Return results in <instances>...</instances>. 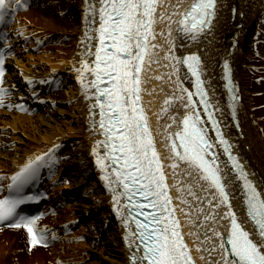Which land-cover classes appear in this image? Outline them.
<instances>
[{
  "label": "snow or ice",
  "instance_id": "snow-or-ice-1",
  "mask_svg": "<svg viewBox=\"0 0 264 264\" xmlns=\"http://www.w3.org/2000/svg\"><path fill=\"white\" fill-rule=\"evenodd\" d=\"M218 2L190 0L179 11V20H174L176 13L158 10L157 0H92L91 3L85 0L84 34L81 37L79 67L75 69L78 73L76 79L85 99L94 98L88 108L89 131L99 133L102 139L93 141L91 152L111 193L113 208L121 216L126 229L124 239L130 264H194L175 215L173 197L169 193L148 115L141 104L142 85L147 83L144 74L150 71V65L158 63L159 57L153 60L154 50L162 47L154 43L155 25L159 19L167 21L166 32L164 29L160 32L162 36L167 35L165 43L168 49L164 58L173 61L171 68L174 72H178L180 66H186L190 73L186 78H194L195 93L181 88V93H187L189 102L184 107L196 104L193 95L199 96V103L192 111L183 114L176 131L167 133L164 146L169 151L174 180L179 171L181 176L193 177L192 183L205 193L203 202L210 204L215 214H204V222L211 219L215 224L228 220L225 233L216 227L206 229L219 238L214 247L221 249L223 264H264V180L258 187L250 179L249 173L232 153L229 141L223 137L219 121L215 118L217 109L212 102L215 92L211 90L210 95V88L205 87L202 73L207 70L203 68L200 56L196 52L183 55H173L172 52L177 37L195 41L209 28L216 16ZM26 6L27 0H0V21ZM173 7L178 9L179 4ZM93 39L97 41L94 52ZM91 56L94 59L89 60ZM3 61L4 49L0 48V105H5L9 94V89L3 85ZM223 71L227 81L224 87L231 94L233 85L228 60L223 62ZM176 83L179 85V77ZM169 99H180V96ZM236 99L238 97L232 95V100ZM165 104L167 106V101ZM200 106L207 115V121L211 122L215 138H210L205 131L208 124L207 121L201 122ZM231 106L235 109V103ZM96 108H99L98 121L95 119ZM216 140L228 157L223 168L219 154L212 150ZM101 146L104 149L102 153L98 151ZM55 147L53 145L46 152L38 151V154L28 156L18 166V171L13 172L7 185L9 194L0 198V222L11 220L14 227L26 229L30 245L47 243L49 229L38 223L43 213L26 215L20 209L25 201L39 199L35 195H26L25 185L38 177L42 166L47 164L51 168L56 159L53 154ZM208 188L215 191L208 194ZM183 189H188V195L200 199L192 191V184L185 183L178 191ZM233 196L241 200L246 217L243 220L234 209ZM177 199L188 202L184 196ZM125 206L126 216L121 213ZM221 206L224 212L216 213L215 210ZM145 207L151 211H145ZM201 212H204L202 205ZM136 213L143 218H137ZM248 224L251 228L246 227ZM197 228L199 230L200 225ZM204 239L207 241L208 236L205 235Z\"/></svg>",
  "mask_w": 264,
  "mask_h": 264
},
{
  "label": "bare ground",
  "instance_id": "bare-ground-1",
  "mask_svg": "<svg viewBox=\"0 0 264 264\" xmlns=\"http://www.w3.org/2000/svg\"><path fill=\"white\" fill-rule=\"evenodd\" d=\"M185 2L186 0H160L158 10L176 12L177 9L173 6L178 3L179 10ZM84 3L85 0H40L39 5L30 6L15 15V32L23 38L31 33L33 38L26 41L30 51H25V48L21 57L12 63L11 83L20 88L19 95L32 97L33 101L40 103V107L48 104L51 108L46 111L52 112L47 111L41 116L39 114L32 117L0 112V169L6 173L15 171L28 156L38 154V151L46 152L56 145L53 150L56 157L53 162L56 165L53 166L57 170L56 177L60 176L61 179L64 175L69 179L62 189L65 192H81L82 196L80 204L70 210H63L59 216L61 220L55 218L54 223L76 219L77 216L73 217L71 212H80L85 216L99 215L92 218L86 231L87 244H80L71 249L57 245L47 250L28 251L24 236L20 232H3L0 234V264H130L129 252L123 243L125 231L121 219H118L113 208L111 193L102 180L101 170L91 152L93 141L100 139L98 133L89 131L88 108L94 98L85 99L76 79L78 73L75 69L79 67L81 37L84 34ZM263 13L264 0H219L217 15L209 30L203 32L195 41L177 37L176 47L172 49L173 55L196 52L202 57V66L207 70L204 72L206 83L210 93L211 90L215 92L212 101L226 134L258 187L261 186V180H264V139L252 110L248 64L254 29ZM53 14L55 18L51 17ZM2 22L5 20L0 21ZM166 26L167 21L163 19H159L155 25L154 43L162 47L154 50L153 60L159 57L158 63L150 65V71L144 74L147 83L142 85V101L157 143L161 141L163 133L173 131L175 120L185 110L184 104H187L188 100L186 93H181V88L191 87V80L186 78L189 75L183 66L179 67L178 72H174L171 68L173 61L164 58L168 49V44L165 43L167 35L162 36L160 32L162 29L166 32ZM44 32L48 34L44 35ZM173 35L175 36V32ZM42 43L43 46H40ZM95 44L93 39V52ZM40 51L44 53L42 56L37 53ZM92 58L93 56L88 57L89 60ZM31 59H35V63H41L40 72H37L36 66L30 64ZM224 60H228L234 72L235 90L238 94L236 114L240 130L234 127L228 109V94L224 87ZM41 73L45 76L40 75ZM59 75H66L70 79L73 89L70 91L71 99L64 96L63 92L68 88H62L63 86L58 84ZM177 77L179 85L176 83ZM28 92L30 95L25 96ZM176 95H179L180 99H169ZM162 109L164 111H161ZM94 111L98 121V111ZM64 146L68 149L58 154V150ZM13 147L14 152L10 151ZM98 151H104L102 146ZM166 162L174 201L182 218L188 242L199 264H223L221 249L214 247V242L218 244L219 238L206 229L216 227L225 233L228 220L215 224L211 219L204 222V214H215L211 205L203 202L205 193L192 183L193 177L181 176L179 171L176 172L174 180L171 161L167 159ZM185 183L192 184V191L199 200L188 195V189L178 191ZM213 191V188L207 189L208 194ZM178 196H184L188 202L177 199ZM212 203L215 204L216 201L213 200ZM232 203L237 216L241 220L245 219L241 200L233 196ZM215 212L222 214L224 207L217 208ZM121 213L125 215L124 208ZM197 225H200L199 230ZM102 235H107V242L98 246L96 241ZM205 235L208 236L207 241L204 239Z\"/></svg>",
  "mask_w": 264,
  "mask_h": 264
},
{
  "label": "rangeland",
  "instance_id": "rangeland-1",
  "mask_svg": "<svg viewBox=\"0 0 264 264\" xmlns=\"http://www.w3.org/2000/svg\"><path fill=\"white\" fill-rule=\"evenodd\" d=\"M51 17L55 18V14ZM47 32H44V35H47ZM254 39L252 40L251 46L249 50L251 54H249V64H248V73L251 77V98L255 119L258 122V127L261 131L262 138L264 139V13L260 16V20L254 29ZM50 36V34H49ZM33 38V34L29 33L26 38H18L19 39V47L20 50H24L28 47L26 45V41ZM43 46V43L40 45ZM31 48H27L25 51H30ZM41 56L44 54L43 51L37 52ZM50 53V52H49ZM22 54V53H21ZM36 54V56L38 55ZM31 65L36 66V70L38 72L41 71V63H35V59L29 60ZM69 79L64 78L60 84L63 85L62 88H68V90L64 91V95H66L69 99H71L70 93V85ZM59 119V118H58ZM62 121L63 119H59ZM58 120V121H59ZM99 215V214H95ZM105 240H101V244L104 245Z\"/></svg>",
  "mask_w": 264,
  "mask_h": 264
}]
</instances>
